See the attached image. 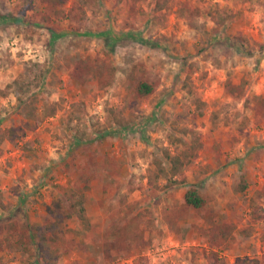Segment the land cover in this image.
<instances>
[{
    "label": "rangeland",
    "instance_id": "rangeland-1",
    "mask_svg": "<svg viewBox=\"0 0 264 264\" xmlns=\"http://www.w3.org/2000/svg\"><path fill=\"white\" fill-rule=\"evenodd\" d=\"M64 8L77 17L44 23L39 0H0V130L18 129L0 141V226L40 225L58 186L79 183L90 155L91 229L68 221L74 246L55 264H264V116L251 109L264 100V0H65ZM84 56L115 68L108 86L71 78ZM129 76L156 87L136 98ZM18 96L31 100L33 119ZM43 104L55 113L40 119ZM190 130L201 142L192 162L171 184L154 179L157 164L167 166L163 152L172 155ZM187 188L214 222L235 224L227 249H210L203 213L182 206ZM126 204L147 244L107 259L106 226ZM0 261L42 264L6 249Z\"/></svg>",
    "mask_w": 264,
    "mask_h": 264
},
{
    "label": "trees",
    "instance_id": "trees-1",
    "mask_svg": "<svg viewBox=\"0 0 264 264\" xmlns=\"http://www.w3.org/2000/svg\"><path fill=\"white\" fill-rule=\"evenodd\" d=\"M30 1V0H29ZM43 6L41 20L44 23H50L51 20H62L70 13V17H77L73 12L65 13V0H39ZM193 13H197L193 10ZM3 17L4 16H1ZM71 78L82 85L87 81H94L98 88L108 86L113 80L115 68L109 63L101 62L97 58L84 56L74 60L72 64ZM131 78L133 85V95L136 98L143 99L149 96L156 87V83L144 78ZM17 82L13 80L5 85L6 89L12 88ZM228 87H232L227 83ZM3 95V94H2ZM21 95H24L21 93ZM17 105L26 110L28 120L33 119L36 108L32 106L31 100L27 98L22 100L21 96L17 97ZM202 106V104H199ZM252 111L255 114L264 116V100L253 99ZM55 113V104H43L40 112V119L50 117ZM117 123H119L117 121ZM127 124H129L127 122ZM126 124V125H127ZM119 125V124H118ZM127 127V126H124ZM187 140L178 139V149L171 155L163 152V157L167 166L157 164L158 169L152 173L154 179H165L167 184H171L172 179L180 176L185 167H187L195 157L201 147V142L194 131H185L183 136ZM18 137V129L3 128L0 130V141L6 140L12 142ZM73 142L80 144L84 141L85 134L83 131L73 134ZM87 157L84 170L78 176V182L73 185L58 186L60 196L52 199L44 206V216L40 225L28 224L26 222L9 221L0 226V252L3 250H14L27 256L36 255L42 264H55L62 255H65L74 246V240L67 239L69 232L67 223L71 219L76 220L85 229H91V224L85 211V186L89 183V174L95 171L94 161ZM175 181V180H174ZM107 183V182H106ZM109 184V183H108ZM169 186V185H168ZM245 189L243 180L237 185L238 191ZM127 189L126 192H131ZM182 206L184 208L197 212L205 220L207 226L202 230L203 236L207 241L210 249L221 247L227 249L236 239V226L230 220H222L216 223L212 220L210 213L204 214L205 200L196 188H187L181 195ZM3 207L0 199V209ZM122 216L110 220L105 229L106 237L110 238L109 242L103 244L102 255L107 259L110 253L120 254L128 253L133 249H139L147 244L144 239L146 228H140L141 221L137 215L132 216L129 204L121 205ZM151 225V222H148ZM241 233L246 234L245 230ZM215 258L212 250H209L206 259ZM255 263H257L255 261ZM0 264H3L0 261Z\"/></svg>",
    "mask_w": 264,
    "mask_h": 264
}]
</instances>
